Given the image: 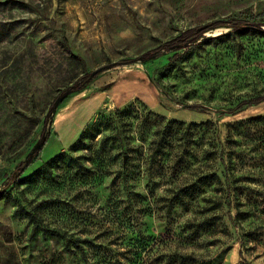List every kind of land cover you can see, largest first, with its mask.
Listing matches in <instances>:
<instances>
[{"label": "rangeland", "instance_id": "rangeland-1", "mask_svg": "<svg viewBox=\"0 0 264 264\" xmlns=\"http://www.w3.org/2000/svg\"><path fill=\"white\" fill-rule=\"evenodd\" d=\"M229 19L264 0H0V264H264V35L140 57Z\"/></svg>", "mask_w": 264, "mask_h": 264}, {"label": "trees", "instance_id": "trees-1", "mask_svg": "<svg viewBox=\"0 0 264 264\" xmlns=\"http://www.w3.org/2000/svg\"><path fill=\"white\" fill-rule=\"evenodd\" d=\"M225 23H229V24H233V26L237 29V30H245L247 28H254L256 29L259 33H261L262 35H264V29H262L259 25H254L253 22H248V21H243V20H238V19H229L227 21L225 20H214L211 23L205 24V25H197V26H192L189 28H186L184 30H182L181 32H179L176 36L168 39L167 41L163 42L161 45L155 47L154 49H150L146 52H144L140 57L142 58H147L149 56H151L153 53L161 50V49H165V50H169L171 48L173 49H181L183 47H185L188 43H192L195 40H197L202 33L208 29V28H213V27H217L221 24H225ZM74 61L78 62V63H82V59L80 57L74 56ZM90 73H86L84 75V77H82V79L78 82H76L73 85H69L66 88L61 90V94H65L66 92H78L83 90L86 87V84L88 82V79L90 78L89 76ZM264 100V95H258L255 96L253 98L248 99L247 101H245L247 104H252V103H258L260 101ZM43 146V144H40L37 148L38 153L36 155L35 158L39 157V151L41 150V147ZM5 195V192L0 190V198L2 196ZM85 240L81 239L80 241H74L73 246L74 248H78L79 253L81 254V256L83 257V259H87L85 253V249H84V242ZM71 247V244L69 241H67L65 243V250L74 253L75 249ZM184 255H186L187 258H189L190 254L185 253ZM55 262V258L52 257L51 259V263ZM182 264V263H180Z\"/></svg>", "mask_w": 264, "mask_h": 264}, {"label": "water", "instance_id": "water-1", "mask_svg": "<svg viewBox=\"0 0 264 264\" xmlns=\"http://www.w3.org/2000/svg\"><path fill=\"white\" fill-rule=\"evenodd\" d=\"M103 69H104V67H98V68L94 69L93 71H91L89 76L92 77L94 74L100 72ZM58 101H59V99H56L54 102V105H56L58 103Z\"/></svg>", "mask_w": 264, "mask_h": 264}]
</instances>
